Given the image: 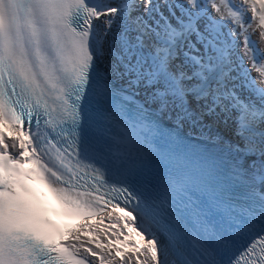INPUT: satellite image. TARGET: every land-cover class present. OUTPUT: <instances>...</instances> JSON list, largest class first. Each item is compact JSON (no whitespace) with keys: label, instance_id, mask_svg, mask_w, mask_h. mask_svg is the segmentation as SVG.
I'll list each match as a JSON object with an SVG mask.
<instances>
[{"label":"snow or ice","instance_id":"1","mask_svg":"<svg viewBox=\"0 0 264 264\" xmlns=\"http://www.w3.org/2000/svg\"><path fill=\"white\" fill-rule=\"evenodd\" d=\"M254 23L264 42V0H0V264H264V48ZM90 97L119 100L106 124L88 114ZM165 118L220 146L247 201L224 227L189 230L174 215L184 203L200 220L225 201L214 162L153 147L145 133ZM229 121L225 140L216 127ZM158 165L173 170L153 183ZM113 177L128 202L114 208L128 231L111 233L115 242L102 197L92 198ZM25 180L74 223L50 231Z\"/></svg>","mask_w":264,"mask_h":264},{"label":"bare ground","instance_id":"2","mask_svg":"<svg viewBox=\"0 0 264 264\" xmlns=\"http://www.w3.org/2000/svg\"><path fill=\"white\" fill-rule=\"evenodd\" d=\"M110 2L113 3V4H115V3H118V0H110ZM238 2H239V0H238ZM213 15L216 16V13H213ZM249 32L252 33V39H255V41L257 42V44L260 47L264 48V43L259 38V30L257 28H254L253 27V29H250ZM241 54H242V50H241ZM245 63H247V60L246 59H245ZM252 75L253 76H257V74L255 72H253ZM117 79L121 83H124L119 78H117ZM257 79H258V77H257ZM230 123L231 122L229 121L228 124H230ZM185 129L189 130L187 127H185ZM216 131L219 132V134L225 140L231 138V136L233 135V133H232V127H229V126H227V124H224L222 122L216 127ZM9 139H10V137H9ZM16 151L19 152L20 149L17 147ZM226 209H227V207L224 208V210H226ZM108 213H112L111 218L109 217ZM101 216L103 217V220H104L103 227H105L107 229V232L105 233V235L108 236V240H112L113 242H115V238L111 235V233H113V232L119 233L122 230L124 235H127L128 234L127 229L124 228V226H123V221L119 219L120 216H121V213L120 212L114 211V210H110V211H108V212H106L104 214H101ZM98 219H99V217H97L95 219H92V220H89V221H87V223L96 225ZM226 221L227 220H225V223H226ZM112 223H118L119 224V227L118 228H112L111 227V224ZM89 238L90 237L88 235H83L82 236V239H84V240H87ZM120 238L123 239V236H121ZM137 239H138V237H135L133 235L132 242L134 243ZM101 240H102L103 243H108V240H103L102 238H101ZM93 247H95V245H93ZM122 250H124V249H122ZM129 255H131V254L129 253ZM89 258L90 259H93L92 257H89ZM117 259H119V258H117ZM96 264H99V261H97ZM131 264H136L135 257L132 258Z\"/></svg>","mask_w":264,"mask_h":264},{"label":"clouds","instance_id":"3","mask_svg":"<svg viewBox=\"0 0 264 264\" xmlns=\"http://www.w3.org/2000/svg\"><path fill=\"white\" fill-rule=\"evenodd\" d=\"M233 2L234 3H237L238 4V0H233ZM247 16H248V18H251V12H248L247 13ZM218 18V17H217ZM254 28H257V27H255V23H254ZM258 30H259V28H257ZM260 31V30H259ZM253 40H255V39H253ZM264 43V42H263ZM246 59V58H245ZM227 126H229V127H233L232 125H231V123L230 124H227Z\"/></svg>","mask_w":264,"mask_h":264},{"label":"water","instance_id":"4","mask_svg":"<svg viewBox=\"0 0 264 264\" xmlns=\"http://www.w3.org/2000/svg\"><path fill=\"white\" fill-rule=\"evenodd\" d=\"M235 186H237L239 188V185L235 184Z\"/></svg>","mask_w":264,"mask_h":264},{"label":"rangeland","instance_id":"5","mask_svg":"<svg viewBox=\"0 0 264 264\" xmlns=\"http://www.w3.org/2000/svg\"><path fill=\"white\" fill-rule=\"evenodd\" d=\"M247 60V59H246ZM115 79H117L116 77H114Z\"/></svg>","mask_w":264,"mask_h":264}]
</instances>
